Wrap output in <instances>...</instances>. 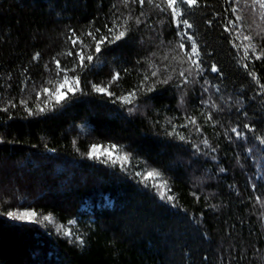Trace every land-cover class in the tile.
<instances>
[{
    "label": "trees",
    "instance_id": "1",
    "mask_svg": "<svg viewBox=\"0 0 264 264\" xmlns=\"http://www.w3.org/2000/svg\"><path fill=\"white\" fill-rule=\"evenodd\" d=\"M207 2V8L197 10L198 39L214 49L215 59L228 76L225 81L228 94L252 96L248 87L250 78L235 64L236 50L225 40L226 34L219 26L221 18L214 15L221 12L224 20L232 18L230 12L224 11L229 5L225 0ZM109 6V0H69L67 12L54 17L40 0H0V108L9 97L19 99L16 85L23 79L21 72L25 66L31 68L32 79L40 82L43 64L64 47L61 33L66 30V25L84 27L98 10L103 17ZM243 15L245 31L249 30V25L251 31H258L253 23V20L259 23L258 18L248 9H244ZM207 18L215 19L217 26L207 28L203 23ZM152 19L160 20L164 16L153 15ZM156 27L158 31L163 28L161 39L172 41L171 45L157 50L133 41L123 50L105 54L111 66L129 67L126 61L146 57L150 50L156 51L158 59L162 54L169 55L168 48L175 46L174 35L166 25L157 24ZM158 43V40L153 41L154 45ZM36 51L41 52V60L29 63ZM255 67L264 75V64L256 63ZM107 72L105 67L99 75L89 73L87 79L105 80ZM215 75L205 72L213 83L217 82ZM5 81L13 87L6 89ZM136 83L137 77L133 73L121 81V86L128 89ZM195 95L197 93L190 91L187 102L181 105L180 93L171 88L160 89L158 95L144 103L159 110L160 115L156 118L163 123L164 115L181 117L185 109L191 112L197 107ZM253 107L249 119L258 118L259 99ZM11 111V120L0 112V136L5 139V143L0 144V196L11 199L14 204L17 198L23 197L25 206L32 204L45 212L51 211L57 222L66 226L67 220L77 218L79 224L73 227L86 235L87 244L81 248L69 243L67 237L58 235L50 225L46 227L0 216V264H189V256L190 264H201L205 252L211 257L208 264H217L221 247L227 260L230 242L255 241L264 233V224L259 218L264 208L248 199L261 194L250 187L253 180L260 183L258 177H253V171L258 169L242 170L236 164L237 153L243 155L242 150L235 145L229 146L222 136L218 141L220 166L228 171L217 174L213 168L215 162L205 164L206 158L201 159L200 166L189 168L190 152L175 147L182 142L165 137L163 128L150 126L149 119L154 113H149L148 119L139 113L130 116L119 105H111L95 93L78 95L54 111L35 117H27L20 107ZM221 118L235 120V112ZM216 131L222 132V129ZM211 132L212 128L207 127L206 134ZM105 135H115L121 143L133 144V147L139 144L150 148L154 154L161 153L165 165L173 169L168 174L174 180L173 188L180 207L161 201L125 176L119 167L111 168L82 157L72 145L76 138L77 146L83 152L88 143L103 140ZM229 184L235 187H227ZM195 187H201L205 193L219 192L226 205L216 213L205 209L207 219L199 227L192 220L193 215L197 220L200 218V206L190 195ZM219 199L217 197L211 203H217ZM240 220H243L242 224ZM229 225H235L230 229L231 237L226 235ZM202 232H207L211 241L201 238ZM257 247L264 248V243H258ZM235 251L234 247L233 255ZM248 259H252L251 252Z\"/></svg>",
    "mask_w": 264,
    "mask_h": 264
},
{
    "label": "snow or ice",
    "instance_id": "2",
    "mask_svg": "<svg viewBox=\"0 0 264 264\" xmlns=\"http://www.w3.org/2000/svg\"><path fill=\"white\" fill-rule=\"evenodd\" d=\"M40 2L50 9L54 17L62 16L68 10L69 0ZM225 3L229 7L224 11L230 12L232 18L224 20L221 12L214 15L221 18L219 26L226 34L225 40L236 50L235 64L244 70L247 78H250L248 87L253 93L252 96L246 93L236 96L228 94L225 84L228 76L215 59L214 49H211L206 41L201 42L198 39L197 10L207 8V0H109V10L103 17L99 15L98 10L84 27L65 26L66 30L61 33L64 37V47L43 64L39 83L32 79L30 67L23 68L21 72L23 79L18 80L16 85L20 93L19 99L7 98L0 112L11 120L13 119L11 110L20 107L27 117H35L54 111L78 95L95 93L106 98L111 105H119V108L130 116L139 113L148 119L149 113H154L149 119L150 126L154 129L163 128L165 137L182 142L175 147L185 148L190 152V159L187 162L189 168L200 166L201 159L206 158L205 164L208 161L215 162L213 168L217 174L228 171V168L220 166L218 141L222 136L227 139L229 146L235 145L242 150L243 155L237 153L236 156V164L242 170L258 169L253 171V177H258L260 183H256L253 177H249V180H253L250 184L251 189L261 194L249 196L248 199L253 203L258 202L261 208H264V75L255 67L256 63L264 64V0H225ZM244 9H248L258 18L259 23L253 20L258 31H251V25L248 26L249 30L245 31ZM153 15L164 16V19L153 20ZM203 23L207 28L217 26V21L212 18L204 19ZM157 24L166 25L174 35L175 46L168 48L169 55L162 54L158 59L156 51L150 50L146 57L134 62L126 61L129 67L111 66L105 54L117 49L123 50L133 41L140 45L147 44L149 49L154 47L157 50L171 45L172 41L161 39L163 28L158 31ZM148 33L152 35L149 36ZM154 40H158L159 43L154 45ZM41 58V52L36 51L29 63L38 62ZM105 67L108 68L105 80L94 82L87 79L89 73L99 75ZM206 71L216 74V83L205 76ZM133 73L137 77V83L124 89L121 81ZM5 87L11 89L13 85L5 81ZM169 88L180 93L181 105L187 102L190 91L197 93L193 99L198 101V106L191 112L185 109L181 117L164 115L161 123V120L156 118L160 115L159 110L144 102L152 100L159 94L160 89ZM24 93H27V96ZM258 99L260 101L258 118L254 116L249 119V111H254L253 106ZM233 112L235 120L221 118L230 116ZM178 119L182 122L176 123ZM207 127L212 128L211 133L206 134ZM217 128L222 129V132H217ZM3 143L5 139L0 136V144ZM72 145L82 157L111 168L119 167L125 176L143 189L152 192L161 201L180 207L179 197L173 188L174 180L168 174L173 169L170 165H165L160 158L161 153L154 154L150 148L139 144L133 147V144L121 143L115 135H105L103 140H93L86 145L83 152L77 146L76 138L72 140ZM50 151L55 152L56 149ZM208 178L211 179V176ZM227 187L233 188L235 185L229 184ZM190 195L200 206L199 220L195 215L192 216L197 227L207 219L205 209L209 213H216L226 207L219 192L205 193L201 187H195ZM239 195L237 192V196ZM217 197H220L219 201L211 203L217 200ZM23 199L17 198L14 204L11 199L0 196V216L46 227L50 225L58 235L67 237L69 243L81 248L86 246V235L73 227L79 224L77 218L67 220L66 226L57 222L53 212H45L32 204L25 206ZM185 214L187 215L186 209ZM259 218L264 224V212L259 214ZM239 222L242 224L243 220ZM232 228H235V225H229V231L226 233L228 237L232 236L230 231ZM201 238L211 241L207 232H202ZM262 238L264 233L255 241H242L240 244L230 242L227 260L221 247L217 264H244L245 261L247 264H264V248L257 247L258 243H264ZM234 247L235 255L232 253ZM249 252L252 259H248ZM210 259L205 252L201 257V264H208ZM188 260L190 264V256Z\"/></svg>",
    "mask_w": 264,
    "mask_h": 264
}]
</instances>
